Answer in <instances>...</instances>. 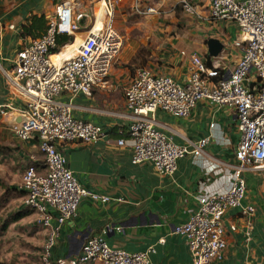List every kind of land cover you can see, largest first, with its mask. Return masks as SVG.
<instances>
[{
    "label": "crops",
    "instance_id": "1",
    "mask_svg": "<svg viewBox=\"0 0 264 264\" xmlns=\"http://www.w3.org/2000/svg\"><path fill=\"white\" fill-rule=\"evenodd\" d=\"M134 1L111 0L113 26L125 42L105 85L93 88L90 97L63 94L58 98L71 103L74 118L102 129L104 137L97 142L58 144L57 148L81 186L111 200L105 204L88 199L80 202L76 216L60 228L51 250L52 260L76 258L87 239L107 229L104 240L112 248L135 253L154 246L155 254L150 256L153 264H191L186 240L173 234L174 228L195 214L208 196L228 189L236 175L231 168L239 142L236 113L207 100L198 101L186 118L161 110L153 114L154 128L176 145L188 146L208 138L203 154L190 153L180 159L172 177L159 174L149 163L131 164L132 142L127 129L133 114L125 108L124 89L138 69L146 68L185 84L193 54H198L208 68L217 70L220 77L234 69L242 54V46H237L240 34L236 25L210 20L208 0H191L201 19L181 12L179 0H138L141 7L156 12L136 16L131 10ZM62 2L70 3L74 20L83 15L72 35L73 41H78L76 37L82 41L93 27V14L101 0H0V199L11 205L0 229L18 227L22 229L21 237L33 239L41 249L47 231L34 225V214L23 207L19 187L27 166L35 164L44 171V163L43 159L37 163L42 155L35 136L22 141L11 132V126L21 118L8 107L22 108L26 101L6 81L4 73L5 68L12 69L16 53L31 40L20 38V27L32 15L48 18ZM211 38L223 44L217 58L208 55L207 40ZM74 50L77 46L66 45L55 60L71 57ZM251 80L246 82L250 87ZM121 139L125 143L119 146ZM242 176L246 183L243 203L255 208L253 229L247 236L245 220L236 210L228 211L224 223L226 227L236 225L237 231L227 233L223 259L209 264H264V171L244 172ZM22 210L31 213L13 221L11 216ZM30 224L31 232L26 228Z\"/></svg>",
    "mask_w": 264,
    "mask_h": 264
},
{
    "label": "built area",
    "instance_id": "2",
    "mask_svg": "<svg viewBox=\"0 0 264 264\" xmlns=\"http://www.w3.org/2000/svg\"><path fill=\"white\" fill-rule=\"evenodd\" d=\"M100 5L102 27L94 30L96 15L93 14V27L71 57L57 62L51 59L57 47L56 37L72 36L83 16L79 14L74 20L70 3L62 2L55 7L53 16L47 18L45 34L23 46L12 60L11 74L4 73L6 81L26 101L22 108L8 107L21 118L11 126V132L22 141L35 136L44 163V171L35 164L27 166L19 187L23 192V207L34 214V225L47 231L40 264H153L150 256L155 254L154 246L135 253L112 248L104 240L107 229L87 239L76 258L51 259L60 228L76 216L82 200L101 204L111 200L81 186L57 148L58 144L92 143L104 137L99 126L72 116L70 102L58 99L63 94L90 97L93 88L105 85L123 50L124 37L113 26V2L101 0ZM178 6L184 14L201 19L191 0H179ZM131 10L141 17L156 12L141 7L138 0L133 2ZM208 18L231 21L240 34L237 46H242V54L226 77H218L215 69L208 68L198 54H193L185 84L140 68L124 89L125 108L133 114L127 129L132 142L131 164L149 163L166 176H174L178 161L187 154H203L209 139L188 146L176 145L154 128L153 114L157 110L186 118L198 101L207 100L236 113L239 142L231 166L235 177L228 189L208 196L195 214L173 230V234L186 240L191 264L223 259L226 235L237 231L236 225L226 227L224 223V216L230 210H236L245 220L246 235L250 236L255 208L243 203L246 183L242 174L264 171V0H208ZM251 77L252 87L246 83ZM0 111L3 113L2 108ZM117 143L122 146L125 142L121 139ZM159 243L163 244L164 240Z\"/></svg>",
    "mask_w": 264,
    "mask_h": 264
},
{
    "label": "rangeland",
    "instance_id": "3",
    "mask_svg": "<svg viewBox=\"0 0 264 264\" xmlns=\"http://www.w3.org/2000/svg\"><path fill=\"white\" fill-rule=\"evenodd\" d=\"M99 10H100V4L97 5L94 14H96ZM178 13L179 12L177 11L176 14ZM102 15H103V10H102ZM74 16H75V12H73V17ZM79 40L81 41L80 38ZM79 40L75 44L73 43L71 44H73V46L78 47L80 42ZM63 49L64 47L61 49V51ZM5 70L7 71V73L11 74L10 69L5 68ZM37 163L41 164L42 158L37 159ZM10 207L11 205L7 203L5 204L3 200L0 199V213H1L0 224L1 221H3L5 214L7 216L11 211ZM30 225H28L29 227H26L27 229H29V232L33 231V229L31 230L32 225L31 226ZM21 232L22 229H19L18 227H9L5 230L0 229V263L2 264H39L40 263V256L42 253L41 247H38L39 245H35L33 239L28 240L24 237H21L22 235Z\"/></svg>",
    "mask_w": 264,
    "mask_h": 264
},
{
    "label": "trees",
    "instance_id": "4",
    "mask_svg": "<svg viewBox=\"0 0 264 264\" xmlns=\"http://www.w3.org/2000/svg\"><path fill=\"white\" fill-rule=\"evenodd\" d=\"M47 29V17L45 15H32L29 19L20 27L19 36L22 39H37L43 36ZM73 43V37L69 35H60L56 37L57 47L52 51V55L58 54L63 47ZM210 67V63H207ZM218 77H220V73L216 70ZM29 211L22 210L11 216L13 221H18L24 216L28 215ZM2 264V263H0Z\"/></svg>",
    "mask_w": 264,
    "mask_h": 264
},
{
    "label": "water",
    "instance_id": "5",
    "mask_svg": "<svg viewBox=\"0 0 264 264\" xmlns=\"http://www.w3.org/2000/svg\"><path fill=\"white\" fill-rule=\"evenodd\" d=\"M208 55L212 58H217L223 50V44L217 39L211 38L207 40Z\"/></svg>",
    "mask_w": 264,
    "mask_h": 264
},
{
    "label": "bare ground",
    "instance_id": "6",
    "mask_svg": "<svg viewBox=\"0 0 264 264\" xmlns=\"http://www.w3.org/2000/svg\"><path fill=\"white\" fill-rule=\"evenodd\" d=\"M102 10V7H100V10L95 14L96 15V22H95V27H94V30L95 31H97V30H99L101 27H102V25H101V20L103 19V15H102V17L100 16V11ZM101 25V27L99 28V26ZM96 28H99V29H96ZM76 38H78V40H79V37H76ZM80 41V40H79ZM76 43V39H75V41L73 42V44H75ZM82 43V41H80L79 42V45L78 46H80V44ZM78 48V47H77ZM59 54V53H58ZM57 55H53L52 57H51V59L53 60V61H55V62H57L56 60H55V57H56Z\"/></svg>",
    "mask_w": 264,
    "mask_h": 264
}]
</instances>
